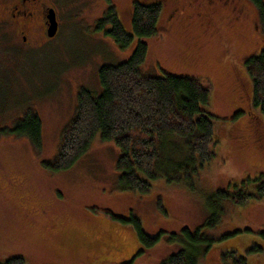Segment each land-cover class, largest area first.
I'll list each match as a JSON object with an SVG mask.
<instances>
[{"label": "rangeland", "instance_id": "rangeland-1", "mask_svg": "<svg viewBox=\"0 0 264 264\" xmlns=\"http://www.w3.org/2000/svg\"><path fill=\"white\" fill-rule=\"evenodd\" d=\"M52 1L58 5L59 24L53 39L38 31L30 41L36 46L27 47L17 42L14 31L0 30V261L17 255L27 264H162L184 249L193 255V264H221L226 249L253 264L248 250L264 232V198L224 206L217 212L218 223L205 225L213 194L241 187L247 177L264 178V122L249 114L254 109L246 60L260 49L259 26L252 28L250 9L246 24L234 21L229 27L222 11L199 26V19L188 13L167 20L172 0H159L158 30L141 39L147 51L139 70L144 76L190 77L210 88L208 111L218 122L216 156L189 180L162 167L158 173L165 175L152 180L147 193L136 194L119 187V149L99 135L72 167L53 173L42 166L57 156L77 93L99 94V68L128 60L140 41L134 36L122 48L94 27L108 7L127 8V0ZM196 5L213 9L205 0ZM213 20L220 21L217 37L209 31ZM28 111L41 122L39 148L9 130ZM29 208L38 211L34 220L23 214ZM130 214L140 219L148 236L159 235L155 245L142 248L119 228L127 225L117 218ZM183 229L199 230L214 242L202 253ZM119 244L128 251L119 250Z\"/></svg>", "mask_w": 264, "mask_h": 264}, {"label": "trees", "instance_id": "trees-1", "mask_svg": "<svg viewBox=\"0 0 264 264\" xmlns=\"http://www.w3.org/2000/svg\"><path fill=\"white\" fill-rule=\"evenodd\" d=\"M146 1L148 0H134L127 19L120 18L115 9L109 8L95 21L94 27L122 48L134 36L140 41L136 43L128 60L99 68V94L94 95L85 89L77 93L76 111L60 135L57 156L53 161L42 164L50 172L57 173L72 167L89 150L96 135H99V140L112 141L117 146L119 155L115 167L119 187L136 194L147 193L151 181L165 175L158 173L162 167L171 170V174L189 180L191 175L204 170L215 158L218 122L208 111L210 88L190 77L166 74L144 76L139 70L147 51V45L141 39L153 37L160 20L159 0ZM248 1L257 12L264 30L263 0ZM246 66L251 77L250 101L255 111L249 114L264 122V49L247 59ZM9 130L15 136L27 137L39 148L41 122L36 113L28 111ZM173 157L175 160L181 159L175 161ZM251 183L256 185L249 187ZM240 186L233 185L232 188L213 194L208 202L212 213L206 226L213 227L218 223L217 212L224 206L243 205L250 199L264 198V178L261 175L253 180L249 177L241 180ZM117 219L127 225L118 227L143 244L142 248L157 243L159 235L151 237L144 233L137 216L130 214L128 218ZM126 229L134 235L127 233ZM182 234L196 248L202 247V253L214 242L213 238L201 235L199 230L191 233L188 229H183ZM177 236L172 234L173 238ZM260 236L259 243H254L248 250L253 264L264 263V232ZM84 239L86 238H82ZM118 246L122 248L120 250L128 251V246ZM222 251L225 253L221 252V264H248L245 256L235 255L231 250ZM140 252L142 250L138 251ZM190 253L181 249L162 264H193V255ZM0 264L27 263L24 257L15 255L0 261Z\"/></svg>", "mask_w": 264, "mask_h": 264}, {"label": "flooded vegetation", "instance_id": "flooded-vegetation-1", "mask_svg": "<svg viewBox=\"0 0 264 264\" xmlns=\"http://www.w3.org/2000/svg\"><path fill=\"white\" fill-rule=\"evenodd\" d=\"M133 1L134 0H127V8L122 9L120 7L114 8L110 6L107 8V10L109 8H113L115 9L118 16H120V18L127 19V15L131 9ZM205 1L209 2L212 5V10L205 8L201 10V5H196L194 7L196 0H172L169 11L166 14L167 20H171L175 16L174 21H178L181 15L188 13L191 16L193 15L197 17L199 19L198 25L202 26L203 23H208L210 20H212L216 13H219V15H221L220 13L222 11H225L228 14L225 24H228V26L230 27L232 22L234 21H237L235 22V24H246L248 21H250L249 14L247 13V10L250 9V13L252 14L250 24L253 25L252 28L255 27L257 29L259 26L257 35L259 37L258 45L260 46V49L258 53H260V51L264 49V30L258 18L257 12L252 9L248 0ZM56 5L57 3L55 2L54 4L52 0H0V14L4 16L0 18V30L6 32L14 31L15 36L18 35L19 37V40H17V42L27 47H34L36 46V44L30 43V41L36 39L38 31L41 35H43L45 39H47L45 36L47 21L45 17L47 13V7L54 10L56 21L58 24ZM202 12L205 13V16L207 17L202 18L198 15V13L202 14ZM210 23L212 25L211 28H209L210 33H212L211 37H217L220 33V21L218 23L213 20V22ZM23 214L26 218H32V220H34V216H37L38 211L35 208H29V210ZM118 249L120 250L122 248Z\"/></svg>", "mask_w": 264, "mask_h": 264}, {"label": "water", "instance_id": "water-1", "mask_svg": "<svg viewBox=\"0 0 264 264\" xmlns=\"http://www.w3.org/2000/svg\"><path fill=\"white\" fill-rule=\"evenodd\" d=\"M46 30H45V36L46 38L50 39L55 36L57 33L58 24L56 21V15L52 8L47 7L46 8Z\"/></svg>", "mask_w": 264, "mask_h": 264}]
</instances>
